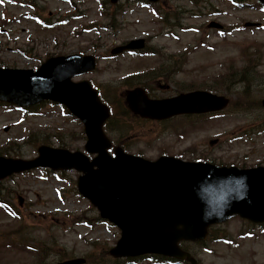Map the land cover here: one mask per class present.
Segmentation results:
<instances>
[{"label": "rangeland", "instance_id": "obj_1", "mask_svg": "<svg viewBox=\"0 0 264 264\" xmlns=\"http://www.w3.org/2000/svg\"><path fill=\"white\" fill-rule=\"evenodd\" d=\"M107 1L0 0V65L36 68L52 55L94 54L97 68L75 79H89L107 90L110 95L104 94L117 112L128 84L123 79L137 71L140 82L157 96L189 88L212 89L231 98L220 116L180 117L157 124L128 116L131 128L125 125L110 137L129 152L150 159L166 153L186 160L207 156L226 165L264 162L263 8L231 0H161L162 5L155 4L158 10L179 19L177 25L183 22V28H170L162 25L151 7L133 0L114 6ZM211 20L224 25L222 32L207 27ZM256 21L262 25L245 26ZM138 37L149 38L148 50L158 54L111 57L112 48ZM160 64H170L171 70H155ZM159 83L169 88L158 91ZM67 112L50 102L35 113L0 105V153L33 158L40 140L83 149V126ZM117 119L124 122L126 117L120 114ZM78 176L75 170L58 174L35 169L3 182L2 193L14 202L18 216H10L0 206V264H52L64 258V251L70 257H85L86 264L108 261V250L121 232L98 220L97 209L77 191ZM219 227V236H226V241L195 246L199 264H264L263 230L239 217ZM248 231L254 233L246 236ZM26 236L36 239L16 243Z\"/></svg>", "mask_w": 264, "mask_h": 264}, {"label": "water", "instance_id": "obj_2", "mask_svg": "<svg viewBox=\"0 0 264 264\" xmlns=\"http://www.w3.org/2000/svg\"><path fill=\"white\" fill-rule=\"evenodd\" d=\"M143 46L144 40L136 39L112 52ZM95 67L93 55L80 54L50 57L35 70L0 66V101L30 106L52 100L65 105L84 124L86 151L96 155L91 160L82 151L42 145L34 159L0 156V179L37 166L83 172L78 178L79 191L103 217L122 229L117 246L110 251L116 257L153 252L187 258L196 264L191 254L179 247L180 240L205 239L210 224L236 214L256 222L264 220V166L219 167L173 156L150 161L128 154L121 147L111 155V142L103 131L108 107L89 81L73 80ZM127 102L137 114L164 119L219 110L229 100L205 91L150 100L141 88H136L128 92ZM84 262L76 258L57 264Z\"/></svg>", "mask_w": 264, "mask_h": 264}, {"label": "trees", "instance_id": "obj_3", "mask_svg": "<svg viewBox=\"0 0 264 264\" xmlns=\"http://www.w3.org/2000/svg\"><path fill=\"white\" fill-rule=\"evenodd\" d=\"M0 105H8V104H6V103H0ZM38 107L39 106L37 105V106H33V107H30V108H26V109H27V111H32V110L38 109ZM126 113L129 114L128 111H125V112L122 111V116L125 117ZM120 114L121 113H117V111H115V112H114V110L112 111V116H111V118L107 122V128L108 129L109 128L112 129V130L109 129L110 131H116L117 130V127H119V128L121 127L120 124L122 122L118 121V119H117L118 118V115H120ZM127 124L129 125V123H127ZM41 143H47V142L43 140V141H41ZM59 143L62 146H63V144L65 145V142H63V141L62 142L59 141ZM15 155H17V154H15ZM17 156H19V155H17ZM4 199H5L4 196L1 195V188H0V202H5ZM213 235H214V230L212 228L210 230L209 239H211L213 237ZM181 245L184 248H186V249H194L193 243H191V242H183ZM151 259H155V260H158V261L163 262V263L164 262L165 263H175V261L173 259L166 258V257H161V256H152ZM95 263L96 264H101L100 262H95Z\"/></svg>", "mask_w": 264, "mask_h": 264}, {"label": "flooded vegetation", "instance_id": "obj_4", "mask_svg": "<svg viewBox=\"0 0 264 264\" xmlns=\"http://www.w3.org/2000/svg\"><path fill=\"white\" fill-rule=\"evenodd\" d=\"M158 69H155V70H164V71H167L168 69H170L169 67H170V65H158ZM153 68H156V67H153ZM153 70V69H152ZM171 70V69H170ZM167 73V75L169 74V72H166ZM166 73H164L163 74V77H167V75H166ZM146 79V78H145ZM141 80V79H140ZM139 80V81H140ZM158 86L160 87V88H162V87H165V88H169V86L168 85H164L163 83H159L158 84Z\"/></svg>", "mask_w": 264, "mask_h": 264}]
</instances>
